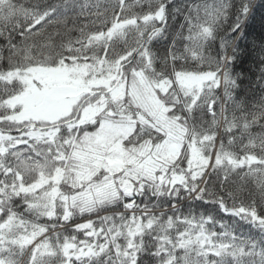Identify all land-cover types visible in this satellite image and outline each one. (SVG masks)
Returning a JSON list of instances; mask_svg holds the SVG:
<instances>
[{
  "label": "snow or ice",
  "instance_id": "6c2138e0",
  "mask_svg": "<svg viewBox=\"0 0 264 264\" xmlns=\"http://www.w3.org/2000/svg\"><path fill=\"white\" fill-rule=\"evenodd\" d=\"M256 6L0 0V264H264Z\"/></svg>",
  "mask_w": 264,
  "mask_h": 264
},
{
  "label": "trees",
  "instance_id": "16d2710c",
  "mask_svg": "<svg viewBox=\"0 0 264 264\" xmlns=\"http://www.w3.org/2000/svg\"><path fill=\"white\" fill-rule=\"evenodd\" d=\"M49 3H58L59 0H46ZM114 2V0H113ZM257 6L253 9L249 18L245 21L243 25V35L242 38L238 41L239 48L241 50V63L238 64L237 70L252 68L255 71V62L254 58L256 55V49L264 43V6H261L260 0H256ZM210 54H215L216 46L213 45L209 49ZM235 184L229 185L228 188L230 191H233L237 203L243 202L244 204L251 203L253 200L259 204L261 202L262 196L260 189L252 180L241 182L238 178H234ZM239 186V190H237ZM228 203L231 204L232 201L228 200ZM184 212H187L189 209L185 206L182 209ZM192 211L196 213H207L211 212L218 219L223 218L226 222L231 223L229 217L225 216L220 212L214 205H205L197 201L192 204ZM78 222H83V218H79ZM253 235L259 236L257 229H251ZM83 238V237H81Z\"/></svg>",
  "mask_w": 264,
  "mask_h": 264
}]
</instances>
